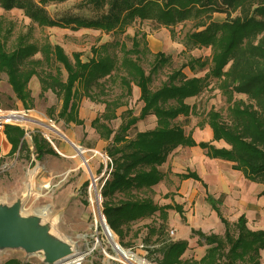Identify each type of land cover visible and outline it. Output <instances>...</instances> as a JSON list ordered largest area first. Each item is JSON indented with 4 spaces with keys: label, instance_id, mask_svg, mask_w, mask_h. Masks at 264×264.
I'll list each match as a JSON object with an SVG mask.
<instances>
[{
    "label": "trees",
    "instance_id": "trees-1",
    "mask_svg": "<svg viewBox=\"0 0 264 264\" xmlns=\"http://www.w3.org/2000/svg\"><path fill=\"white\" fill-rule=\"evenodd\" d=\"M67 1L70 0H0V9L19 10L39 28L90 29L105 34L124 33L136 22H150L167 29L173 38L177 25L190 22V30L181 38L185 52L210 51L208 61L189 58L158 88L152 89V77L170 60L163 53H156L146 74L140 64L146 47L144 34L135 33L129 49L120 41L91 48L92 56L84 62L81 54L74 52L68 57L61 46L40 43L27 33L17 35L14 43L7 46L14 25L0 20V80L2 75L6 77L15 99L25 109L33 102L28 89L32 77L39 82L40 95L50 91L60 101L57 117L66 124L84 125L78 115L83 99L103 105V112L90 122V127L107 144L105 154L111 163L107 164V177L100 189L102 214L120 245L124 246L134 224L156 215L159 224L147 226L144 238L145 243L152 245L145 249L149 257L154 256V264H261L264 230L250 231L244 215L230 224L220 213L223 195L214 199L209 194L205 201L223 224L224 233L206 235L191 229V237H197L198 243L203 241L207 249L198 261L183 260L187 242L173 241L164 234L167 211H174L184 221L182 207L160 206L154 203L152 195L153 187L165 179L160 167L178 147H197L208 159L229 162L232 170L240 172L246 181L264 186V0H81L79 9L90 11L89 17L65 14L52 18L45 9L48 4ZM218 13L225 16L223 22L213 20V14ZM185 68L191 72L207 71L202 77L188 78L182 72ZM211 79L217 81L226 98L227 115L223 118L210 109L204 124L210 128L212 138L195 142L191 133L185 134L174 120L194 113V106L185 101L199 96ZM116 83L121 93L111 97L110 84ZM132 87L139 91V115L133 116L126 110L118 116L116 111L126 106ZM234 94L246 98L235 100ZM147 116L154 117V129L128 138L136 123ZM117 118L121 122L114 131L108 123ZM3 134L12 152L26 149L21 127L4 125ZM220 141L226 147L212 144ZM32 146L38 160L47 154L55 155L38 134L32 137ZM177 177L182 181L191 179L206 188L193 172ZM4 264L19 262L10 260Z\"/></svg>",
    "mask_w": 264,
    "mask_h": 264
},
{
    "label": "rangeland",
    "instance_id": "rangeland-1",
    "mask_svg": "<svg viewBox=\"0 0 264 264\" xmlns=\"http://www.w3.org/2000/svg\"><path fill=\"white\" fill-rule=\"evenodd\" d=\"M81 3V0H70L64 3L48 4L45 9L52 18H58L65 14L82 17L92 16L90 11L79 9ZM212 17L214 21L219 23L225 19V16L219 13L213 14ZM0 20L6 23L11 22L14 25V31L7 46L14 43L17 35L27 33L31 39H35L40 43L46 41L51 45L61 46L68 57L74 52L81 54V59L84 62L91 58V48H100L104 44L120 41L125 43L129 49L131 46L130 38L135 33L144 34L146 47L145 52L141 55L140 64L145 73H149L150 64L156 53H163L170 60L169 64L152 77V89L158 88L166 81L167 76L173 70L180 68L189 58H198L202 61H208L210 58L208 49H193L185 52L181 44V38L186 31L190 30L192 26L190 22L184 25H177L174 29L175 36L172 38L167 29L155 27L150 22H143L142 24L136 22L128 27L124 33L105 34L90 29L73 31L68 28L61 29L57 27L39 28L32 25L19 10L3 11L0 9ZM110 51L115 52L114 49H110ZM116 51L118 52L119 50L117 49ZM36 58H40V56L37 55ZM53 69L51 68V70ZM206 71L207 69H197L195 72H191L188 68L182 70L188 78L193 76L202 77ZM61 73L62 79H65L66 74L62 69ZM217 84L216 80H209L208 87L199 96L185 101L189 106H194V113L187 118L180 116L174 120V124L181 127L185 134L191 133L195 142H208L202 130L207 127L204 123L206 114L210 109L219 112L223 118H226V98ZM110 87L111 97L120 95L121 90L118 87V83L110 84ZM28 89L33 102L29 109H25L15 99L6 77L4 75L1 76L0 110L5 113L13 112L23 115L22 120H11L7 125H18L25 131L23 140L26 149L21 153L12 152L3 135L2 129L5 124L2 125V128H0V138L3 137V141L0 140V203L10 204L17 198H22L23 214L45 213V220L52 221L53 232L73 245L75 250L74 256L56 264H130L116 260L111 245L98 223L100 218L98 210L102 213L100 189L107 177L106 172L108 170L103 159V156L106 155L107 144L90 127V122L103 112V105L83 99L79 105L78 115L84 125L66 124L57 117L60 110V101L50 91L40 95V85L36 77L30 79ZM138 98V89L132 87L131 96L125 100L126 106L119 108L116 111L117 115L119 116L122 112L130 110L133 116H138L142 107V103ZM233 98L235 100H245L246 97L234 94ZM120 122V118H117L109 122L108 126L116 131ZM201 125V129L198 128ZM50 126L56 128L65 138L53 132ZM154 127V117L147 116L136 123L130 130L128 138H132L137 132L152 130ZM37 134L45 139L48 146L55 152L54 156L47 154L40 160L36 158L32 146V137ZM66 138L69 141L65 140ZM71 142L85 151L84 157L80 158L77 156L70 145ZM193 152L201 154L200 158L203 159L204 151L195 149ZM192 156L190 154V159L194 158ZM203 160L205 162L203 167L207 170L210 168L219 169L223 172L231 170V165L228 163L221 161L209 163V161ZM83 163L90 169L95 182L91 180V176ZM206 164L209 165L206 166ZM188 166L190 164H181L178 161H171L169 164L165 162L160 167V170L165 174V182L155 186L152 195V199L156 204H174V197H176L175 200L185 207L184 215L189 219V222L185 224L186 231L192 225L195 217L194 213H192L195 202L189 204L186 196H177L176 192L179 188L177 184H181V180L177 177V173L174 172H188ZM190 172L194 173L191 169ZM238 176L243 178L241 174ZM211 177L216 178L213 175ZM225 178L227 183L236 184L245 194L254 190L251 184L246 186L242 182V185H240V181H237L234 176L226 175ZM204 179L209 185V191L213 192L212 195L222 189L220 185L218 186L216 182L209 180V178L204 177ZM29 181L32 183L31 191L27 190ZM192 185H194L191 188L192 191L195 189V191L197 190L200 193L203 192V188L198 183L194 182ZM197 199L205 207L203 196L200 195ZM196 205L198 207V204ZM169 213L173 214L172 216H176V213L172 210ZM158 224L159 221L156 215L148 219L146 225L144 224L145 226L141 222L134 224L131 232L125 238L124 246H121L117 236L113 235L121 248L131 252L136 258L143 260L146 264H154L152 261L154 256L149 257L145 249L146 246L151 247L152 245L145 243L144 238L147 233L146 227ZM136 231H139L137 235H135ZM170 231L172 234H170ZM205 233L207 234V232ZM164 234L168 238L176 240V232L173 229L167 227ZM194 239L196 240L197 238L194 237ZM150 240L153 241L154 237ZM203 249V244L191 245L182 258L193 259L197 254L196 258L198 259ZM260 256L261 264H264V250L260 252ZM10 260H15L19 264H41L39 258L34 256L27 257L21 251H5L0 254V264Z\"/></svg>",
    "mask_w": 264,
    "mask_h": 264
},
{
    "label": "crops",
    "instance_id": "crops-1",
    "mask_svg": "<svg viewBox=\"0 0 264 264\" xmlns=\"http://www.w3.org/2000/svg\"><path fill=\"white\" fill-rule=\"evenodd\" d=\"M202 131L206 135L207 140L210 141L212 138V132L210 128L208 126L204 127ZM212 144L214 146L217 145L218 148L225 146V144L222 141L213 142ZM195 149H199V148L197 147H192V148L178 147L167 157V160H166L167 164H169V162L171 161L172 162L178 161L181 164H185V163L190 164V166L187 167L188 171L190 172V169L191 171H194V173L201 179L202 183L206 185V188L204 189L201 183L195 182L191 179H187L183 181L181 180V184H177V186H179L178 191L176 192L177 196L179 195L180 197L186 196L187 200L189 201V204H191L192 202H195L194 208L192 209V213H194L195 217L193 219L192 225L186 231L185 224L189 222V219L185 217L184 215L185 207L182 206L181 203H178L175 200L176 197H174V204L180 205L182 207L183 216L185 220L183 221L179 217L178 214H176V216H172L173 214H170L169 211H167L168 213L167 227L170 229H173L176 232V238H175L176 240H173V239L172 240L187 242L186 250H189L191 245L194 246L195 244H203V241H201V243H198V239L195 240L194 237H191V229L199 230L204 234H206L205 232H207L206 235H209V234H215L218 236L223 235L225 228L223 224L220 222L219 218L217 217V214L206 203L205 201L206 194H209L214 199H217L220 195H223V202H222V205L220 206V213L223 216V218L226 219L230 224L235 223L239 216L244 215L247 221L246 226L250 231L264 230V186L248 182L244 178H241L240 176H238L241 173L238 171L232 170L231 163L226 162V161H221V160H210L205 155H203V159L209 161V163L215 162V161H221V162L228 163L229 165H231L230 166L231 170L229 172L227 171L223 172L219 169H211V168L209 170L205 169L203 167L205 162L202 158H200L201 154L199 153L197 154V152H193V150ZM190 154L193 155L192 156L194 157L193 159H190L191 158ZM208 165L209 164H206V166ZM174 173L184 174L186 172H183V173L174 172ZM212 175L215 176L216 178H212L211 177ZM226 175H229L232 177L234 176L237 181H240V185H242V182L246 186H249L251 184V187L254 190L249 192L248 194L243 193L242 190L238 188L236 184L231 185L230 183H227L226 178H225ZM204 177L209 178V180L216 182L218 186L219 185L221 186L222 189L214 192V194L212 195L213 192L209 191V185L205 181ZM165 179L161 183L165 182ZM194 182L198 183L201 186V188H203V192L200 193L197 190L195 191V189L194 191L191 190V188L194 186L192 185V183ZM161 183L158 185H161ZM154 188L155 187H153V191H154ZM200 195L203 196V199H204L203 203L205 207L202 206V204L198 202L199 199H197V197H199ZM168 204L170 203H163V204H158V205L163 206V205H168ZM196 204H198V207ZM146 221L147 220H143L141 224L146 225ZM206 249H207V246L204 245V249L202 250L201 256L197 259L196 256L198 255L196 254L192 260L198 261L199 259H201L205 255ZM184 253H186V251ZM182 259L187 260L184 258Z\"/></svg>",
    "mask_w": 264,
    "mask_h": 264
},
{
    "label": "water",
    "instance_id": "water-1",
    "mask_svg": "<svg viewBox=\"0 0 264 264\" xmlns=\"http://www.w3.org/2000/svg\"><path fill=\"white\" fill-rule=\"evenodd\" d=\"M22 205V198L0 203V254L21 251L27 257L39 258L41 264H56L74 256L73 245L53 232L52 221L45 220V213L25 215ZM103 223L110 231L105 218Z\"/></svg>",
    "mask_w": 264,
    "mask_h": 264
},
{
    "label": "bare ground",
    "instance_id": "bare-ground-1",
    "mask_svg": "<svg viewBox=\"0 0 264 264\" xmlns=\"http://www.w3.org/2000/svg\"><path fill=\"white\" fill-rule=\"evenodd\" d=\"M21 119H23V115L21 113L7 112V113L2 114V120L6 121V122H9L11 120H21ZM50 129H52L53 132H56L60 136L61 135L63 136V134H60V132L58 130H56V128L50 126ZM0 140L3 141V137H1ZM65 140H68V139L66 138ZM71 147L74 149L77 156H79L80 158L84 157L85 151L82 148L78 147L74 143H72ZM84 166L87 169V171L89 172V175L94 179V177H93L92 173L90 172V169L88 168V166L86 164H84ZM31 188H32V183L29 181L27 183V190L31 191ZM103 222H104L103 218L100 217L98 223L101 226V229H102L104 236L106 237V239L108 240V242L111 245V249L115 254L114 256H115L116 260L125 261V262L130 263V264H133V263L134 264H146L143 260L136 258V256L134 254H132L131 252L126 251L123 248H121L118 245V243L116 242V239H115L113 233L109 230L108 231L106 230Z\"/></svg>",
    "mask_w": 264,
    "mask_h": 264
},
{
    "label": "built area",
    "instance_id": "built-area-1",
    "mask_svg": "<svg viewBox=\"0 0 264 264\" xmlns=\"http://www.w3.org/2000/svg\"><path fill=\"white\" fill-rule=\"evenodd\" d=\"M3 113H5V112H3V111L0 110V128H2V125H4V124L7 125V123H8V122L2 120V114H3ZM17 126H18V125H17ZM3 127H4V126H3ZM103 159H104L106 165L111 163L110 159H109L106 155L103 156ZM91 180H92L93 182H95V179H93L92 177H91ZM104 181H105V180H104ZM104 181H103V182H104ZM102 185H103V183H102ZM98 214H99V216H100L101 218H103V220H104V216L102 215V213H101L99 210H98ZM170 234H172V232H170Z\"/></svg>",
    "mask_w": 264,
    "mask_h": 264
}]
</instances>
